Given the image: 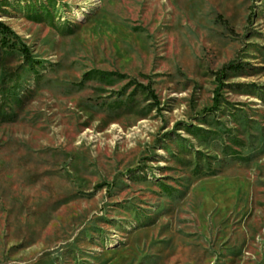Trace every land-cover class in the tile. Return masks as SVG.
<instances>
[{
  "label": "rangeland",
  "instance_id": "374dc122",
  "mask_svg": "<svg viewBox=\"0 0 264 264\" xmlns=\"http://www.w3.org/2000/svg\"><path fill=\"white\" fill-rule=\"evenodd\" d=\"M0 21L35 61L0 45V264H264V0H0Z\"/></svg>",
  "mask_w": 264,
  "mask_h": 264
},
{
  "label": "trees",
  "instance_id": "16d2710c",
  "mask_svg": "<svg viewBox=\"0 0 264 264\" xmlns=\"http://www.w3.org/2000/svg\"><path fill=\"white\" fill-rule=\"evenodd\" d=\"M0 45L2 48L10 50H18L23 56L25 62L30 66H35V61L32 57L29 46L23 42L20 36L7 24L0 21ZM243 64L230 61L224 64L217 72L216 77L218 81V86L215 89L214 103L209 109L214 111L220 105V91L225 86L224 79L229 72H238L242 70ZM151 94L155 97L153 91Z\"/></svg>",
  "mask_w": 264,
  "mask_h": 264
}]
</instances>
